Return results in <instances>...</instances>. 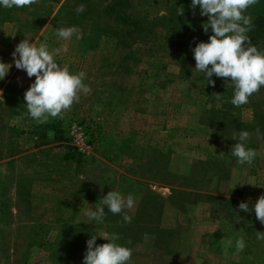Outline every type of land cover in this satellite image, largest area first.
Segmentation results:
<instances>
[{"label": "rangeland", "instance_id": "rangeland-1", "mask_svg": "<svg viewBox=\"0 0 264 264\" xmlns=\"http://www.w3.org/2000/svg\"><path fill=\"white\" fill-rule=\"evenodd\" d=\"M129 3L128 14L154 27L139 33L115 24L104 14L108 0H90L80 13L72 0L0 6V62L11 65L0 80V264H83L87 240L97 235V245L108 243L99 236L105 232L132 249L128 264H264V241L256 238L264 225L254 209L238 207L247 202L252 208L264 195V87L234 107L230 78L213 75V86L196 71L191 49L209 42L212 32L204 33L207 17L199 6L193 14L191 0ZM260 12L264 0L247 9L251 30ZM175 16L181 22L169 25ZM61 27H75L80 38H58ZM24 39L59 48L54 59L72 74L83 71L91 89L80 95V108L74 103L51 124L27 113L24 94L35 79L17 70L12 57ZM251 44L264 52V40ZM110 103L125 113L129 129L119 124L112 130ZM72 124L83 127L89 155L70 145ZM38 129L44 138L50 134L53 158L59 162L67 154L71 160L54 166L58 175L23 155L33 148H39L35 157L46 155L42 145L23 140ZM242 130L250 134L246 148L257 152L250 165L238 164L230 152L238 142L233 133ZM109 191L133 195L134 206L124 210L131 223L107 207L102 223L85 216Z\"/></svg>", "mask_w": 264, "mask_h": 264}, {"label": "clouds", "instance_id": "clouds-1", "mask_svg": "<svg viewBox=\"0 0 264 264\" xmlns=\"http://www.w3.org/2000/svg\"><path fill=\"white\" fill-rule=\"evenodd\" d=\"M39 0H0V6L11 9L24 8L38 3ZM258 3V0H191L190 7L195 15L199 6L200 15L206 16L207 21L202 28L205 34L211 29L209 42H199L191 49L196 61V71L203 73L207 84L214 86L213 75L218 78H230L234 86L231 104L240 107L249 102V98L264 87V52L251 44L247 33L251 30L252 18L246 15L247 9ZM85 5H79L75 11L80 13ZM184 12L183 7L179 14ZM56 36L68 40L76 35L80 38L75 27H61L56 30ZM60 49L49 50L47 44L30 43L22 40L15 46L12 53L15 67L24 70L29 78L35 77L34 83L26 90L24 100L29 117L38 124H44L51 118H63V114L70 111L74 103H78L80 95L90 93L91 89L84 83L83 71L72 74L68 66H61L54 57ZM11 65L0 62V80L9 72ZM217 99H220L217 94ZM257 135L260 130L257 128ZM249 132L233 133L234 143L231 155L238 164H252L257 156L254 149L246 148L245 142L249 139ZM134 206V197L129 194L126 198L116 191H109L102 198L101 204L93 210L85 211V216L98 223L103 222L105 207L112 214H121L125 209ZM239 210L248 213L254 209L256 219L264 225V195H261L252 208L247 202H240ZM132 217L124 212L123 222L131 223ZM109 241L101 245L96 244L97 235L87 240V250L83 264H128L132 257V249L122 246L116 241L120 237L115 233L99 235ZM257 240L264 241V233L256 232ZM130 244L131 241H128ZM231 245V241H228ZM245 249L243 238L236 241V251Z\"/></svg>", "mask_w": 264, "mask_h": 264}, {"label": "crops", "instance_id": "crops-1", "mask_svg": "<svg viewBox=\"0 0 264 264\" xmlns=\"http://www.w3.org/2000/svg\"><path fill=\"white\" fill-rule=\"evenodd\" d=\"M31 78H34L35 79L34 76L31 77ZM75 104H79V108H80V105L81 106L83 105L81 98H80L79 102L78 103H75ZM108 109L109 110L107 111V114H109V124H112L113 125L112 130H114V128H119V127H116V125H119V124H121V128L122 129H126V128L129 129L131 127V126L129 127V124L130 123H128V121H125V118L123 116L125 113L123 111H121L120 107L119 108L118 107L116 108V105L114 103H110L108 105ZM75 112H77V111H75ZM115 118H118L117 121H112ZM50 120H51V117H49L48 121H50ZM48 121H47V124H51V122H48ZM55 125H56V122H55ZM57 126H58V124H57ZM46 128H47L48 132L51 129V128H48V127H46ZM38 131H40V130L38 129ZM41 132L42 131L37 132V134H35V132H34V134H32L30 132L31 135H25L26 138L25 139L22 138V139L25 141L24 143L28 142L29 145H31V147H34L35 145H42L43 147H41V149L43 150V154H46V155L43 156V157H41V158H38V156L41 155V154H39V155H37L35 157L34 153H36L39 150V148H37V149L33 148V149L29 150L27 153H24L23 155H25V158H26V160L28 162L32 161L34 164H37L38 163L37 161H39V159H40V160H42V162L45 165L48 164L49 167L46 168L47 169L46 170L47 171L46 174L51 175V176H53L54 174L58 175V174H60V173H57V172H59V170L56 169L54 166H56L58 164H60V165L62 164L64 166V164H66L67 162H70L71 160L67 157V154H61V161H59V162H58L57 159L53 158L52 153L54 151H51V147L53 146V144H50L52 142L51 141V138L49 137L50 134L48 135V133H47V136L48 137L44 138V136H43V134ZM39 134H41L42 136L40 137ZM55 134H56V132H55ZM56 141H60V140H58V138H56ZM21 143L22 142H20V144ZM55 144L62 145V142L55 143ZM26 147L28 148L27 145H26ZM44 148H45V150H44ZM50 151H51V153H48ZM29 154H30V156H29ZM114 155H116V154H114ZM19 157H22V154L20 156H17L16 159H18ZM112 157H113V155H112ZM36 158H37V161H36ZM34 164L32 165L33 168H31V171H34V169H35ZM109 165H112V164L109 163ZM37 171H39V170H37ZM61 172H64V171H61ZM77 177L80 178L81 176L78 175Z\"/></svg>", "mask_w": 264, "mask_h": 264}, {"label": "trees", "instance_id": "trees-1", "mask_svg": "<svg viewBox=\"0 0 264 264\" xmlns=\"http://www.w3.org/2000/svg\"><path fill=\"white\" fill-rule=\"evenodd\" d=\"M78 3L79 5H87L90 0H72ZM109 5L106 6L104 10V14L113 20V22L121 27H124L133 32H142L150 30L154 27L151 25L150 27H145L142 24V21L134 16L128 14V11L131 10V6L129 0H108ZM185 10V8L183 7ZM174 17V16H173ZM174 20L168 22L169 25L174 24L173 21H180L179 16H175ZM248 37L253 42H258L260 40H264V12H260L256 15L254 21V28L247 33ZM51 128V127H48ZM1 207V206H0ZM2 209L0 208V214Z\"/></svg>", "mask_w": 264, "mask_h": 264}, {"label": "built area", "instance_id": "built-area-1", "mask_svg": "<svg viewBox=\"0 0 264 264\" xmlns=\"http://www.w3.org/2000/svg\"><path fill=\"white\" fill-rule=\"evenodd\" d=\"M70 145L81 156H87L90 154V148L88 146L87 137L83 127L72 124L70 126Z\"/></svg>", "mask_w": 264, "mask_h": 264}]
</instances>
